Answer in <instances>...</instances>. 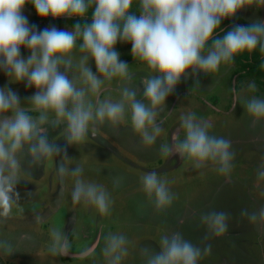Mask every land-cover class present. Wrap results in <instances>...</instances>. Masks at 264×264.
Instances as JSON below:
<instances>
[{
    "label": "clouds",
    "instance_id": "clouds-1",
    "mask_svg": "<svg viewBox=\"0 0 264 264\" xmlns=\"http://www.w3.org/2000/svg\"><path fill=\"white\" fill-rule=\"evenodd\" d=\"M133 3L0 0V72L8 78V85L0 87V217L7 218L22 199L18 190L22 178L54 159L61 184L72 181V203L94 207L101 216L110 215L113 201L109 192L102 184L86 181L81 164L71 166L69 148L86 146L90 131L95 135L98 126L108 124L118 130L128 112L139 145L152 148L164 131V122H158V117L189 75L198 78L201 73H217L222 64L232 65L245 52L259 49L264 55V20L260 18L247 25L234 23L222 36L218 34L223 20L234 19L251 7L264 8V0H139L138 14L131 11ZM28 4L42 19L76 18L77 22L71 29L54 25L39 29L24 14ZM117 43H130L132 57L154 74L134 84L128 62L116 50ZM22 48L29 53L26 57ZM90 61H94L95 71ZM113 80L122 83L120 99L101 101L99 93L105 82ZM13 83L35 91L22 98L9 86ZM247 87L250 92L257 90L255 82ZM245 109L254 122L264 121V98L252 96L245 101ZM211 127L192 113L182 115L184 138L161 144L160 155L186 157L198 169L212 163L218 165L219 173L230 174L235 158L232 141L211 135ZM58 128L63 129V143L50 138L49 130ZM258 175L264 178V171ZM121 181L120 177L113 179L117 186ZM141 184L157 211L172 206L176 197L167 180L153 172L141 177ZM240 215L250 224L264 225V207L254 212L242 209ZM229 219L224 211L201 213L200 223L206 229L203 240L226 235ZM34 220L40 223L43 217L36 215ZM129 243L125 235L109 232L102 249L107 264H121L129 254ZM71 247L67 230L51 231L48 251L52 255H70ZM211 249V244L200 247L177 230L161 237L159 250L145 244L139 251L144 264H199ZM0 251L15 254L7 239H0ZM93 251L86 249L80 256Z\"/></svg>",
    "mask_w": 264,
    "mask_h": 264
},
{
    "label": "rangeland",
    "instance_id": "rangeland-1",
    "mask_svg": "<svg viewBox=\"0 0 264 264\" xmlns=\"http://www.w3.org/2000/svg\"><path fill=\"white\" fill-rule=\"evenodd\" d=\"M24 14L39 29L52 25L72 28L66 23L42 20L26 6ZM236 17L247 23L264 20V8L251 7ZM116 50L128 62L134 84L154 74L132 57L130 43H117ZM21 52L25 57L29 54L23 48ZM90 66L95 71L94 61ZM250 82H255V92L248 90ZM6 85L8 78L0 72V87ZM9 86L22 98L35 91L26 89L23 83ZM121 88L118 80L106 81L99 99L119 100ZM252 96L264 98V79L241 77L234 64H222L217 73H201L198 78L189 75L178 85L158 117V122H164V131L152 148L139 145V137L131 129L130 112L118 130L108 124L98 126L95 135L90 131L86 146L70 147L71 166L81 164L84 179L104 185L109 192L113 203L108 216H101L94 207L72 203V181L61 184L56 159L38 170L31 169L32 174L24 176L18 186L22 197L18 206L7 218L0 217V239L9 240L15 248L14 255L0 251V264H107L102 249L109 232L123 234L130 241L129 254L121 264H144L140 246L147 244L159 250L161 237L177 230L200 247L211 244V253L199 264H264V225L250 224L240 215L242 209L254 212L264 207V178L258 175L264 171V121L254 122L246 112L245 101ZM92 99L95 104L96 98ZM188 113L210 122L211 135L232 141L235 158L230 174L219 173L218 165L212 163L198 169L186 157L160 155L161 144L171 145L184 138L180 117ZM62 131L50 129V138L63 143ZM153 172L168 181L176 197L163 211H157L142 190L141 177ZM115 177L122 178L118 186L113 183ZM211 210L230 215L229 230L223 237L203 240L206 229L200 223V214ZM36 215L43 217L40 223L35 222ZM53 229L68 231L70 255L54 256L48 251ZM89 248H94L92 254L81 257L80 253Z\"/></svg>",
    "mask_w": 264,
    "mask_h": 264
},
{
    "label": "trees",
    "instance_id": "trees-1",
    "mask_svg": "<svg viewBox=\"0 0 264 264\" xmlns=\"http://www.w3.org/2000/svg\"><path fill=\"white\" fill-rule=\"evenodd\" d=\"M26 7L30 8L32 11L35 12L34 7L31 4L26 5ZM132 12L139 13V0H134L132 9ZM36 13V12H35ZM91 18V11L89 10L88 13V22H91L89 19ZM42 19V18H41ZM46 20L49 22H62L66 23L70 26H73L77 22L76 18L73 19H67V18H59V19H53L51 16L47 17ZM244 24L247 25V23L244 19L240 17H235L234 19H226L221 23V28L218 30L219 35H223L224 32L230 29V27L233 24ZM264 63V55H262L259 52V49H257L253 53H242L235 57V62L233 63L237 67V71L240 74L241 77H249L251 79H254L256 81H259L260 79H264V70L261 68L262 64Z\"/></svg>",
    "mask_w": 264,
    "mask_h": 264
}]
</instances>
